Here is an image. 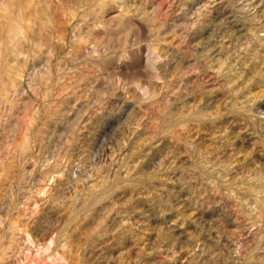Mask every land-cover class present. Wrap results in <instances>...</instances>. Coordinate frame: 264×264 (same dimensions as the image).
I'll list each match as a JSON object with an SVG mask.
<instances>
[{"label": "rangeland", "instance_id": "1", "mask_svg": "<svg viewBox=\"0 0 264 264\" xmlns=\"http://www.w3.org/2000/svg\"><path fill=\"white\" fill-rule=\"evenodd\" d=\"M0 264H264V0H0Z\"/></svg>", "mask_w": 264, "mask_h": 264}]
</instances>
